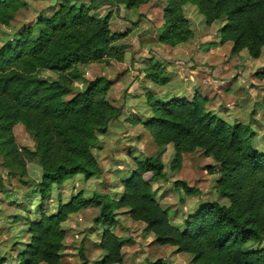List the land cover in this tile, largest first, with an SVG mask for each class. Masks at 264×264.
I'll return each mask as SVG.
<instances>
[{
    "label": "trees",
    "instance_id": "obj_1",
    "mask_svg": "<svg viewBox=\"0 0 264 264\" xmlns=\"http://www.w3.org/2000/svg\"><path fill=\"white\" fill-rule=\"evenodd\" d=\"M28 1L0 0V24L11 26L19 13L29 8ZM88 1L89 6L78 5L76 0H57L54 13L41 15L33 26L0 48V158L22 185L37 187L43 204L41 218L27 221L30 239L18 255L19 264H60L67 238L63 224L89 206L99 209L96 221L105 226L100 264L124 262L123 249L130 241L114 232L123 210L146 227L157 245L191 255V264H264V246L258 247L264 242V152L255 146L250 127L219 118L208 110L209 99L201 95L170 101L147 96L152 115L143 125L157 152L137 162L131 177L123 181L120 200L99 193L86 199L80 193L69 204L60 201L55 214H47L46 203L54 186L61 188L79 175L87 180L102 175L93 150L109 123L122 114L109 100L115 83L107 75L88 82L82 91L75 90L84 69L123 64L127 55L122 43L128 35L112 30L113 15L99 17L93 12L98 6L139 10L152 0ZM188 5L197 8L208 26L225 21L221 43H232L233 55L247 51L254 60L262 57L264 0H168L159 44L177 48L193 39L185 12ZM46 72L57 79L42 80ZM145 75L160 87L171 80L162 65L149 66ZM259 77L264 79V72ZM17 127L25 129L34 150L19 145ZM171 145L174 171L182 168L186 154L201 152L214 160L220 175L216 192L229 202L204 204L182 229L172 224L168 210L155 199L154 182L167 176L163 158ZM30 163L41 168V182L31 179ZM175 187L182 195L198 193L181 181ZM6 261L0 254V264ZM151 264L168 263L159 260Z\"/></svg>",
    "mask_w": 264,
    "mask_h": 264
},
{
    "label": "rangeland",
    "instance_id": "obj_2",
    "mask_svg": "<svg viewBox=\"0 0 264 264\" xmlns=\"http://www.w3.org/2000/svg\"><path fill=\"white\" fill-rule=\"evenodd\" d=\"M28 3L29 8L21 11L11 26L0 24V48L14 40L24 28L33 26L41 15L54 13L58 4L57 0H29ZM76 4L89 6L90 2L76 0ZM167 5L168 0H152L139 10L98 6L93 12L99 17L113 15L112 30L128 35L122 43L127 55L123 64L112 62L108 66L93 65L84 69L75 90L82 91L88 82L107 75L115 83L109 100L122 109V114L109 123L106 134L99 137L93 150L103 169L102 175L90 180L79 175L61 188L54 186L46 203L48 215L57 212L60 201L69 204L80 193L86 199H91L95 193L115 200L122 198L123 181L131 177L137 162L157 152L143 125L152 115L147 104L148 95L160 101L194 98L197 93L204 95L209 99L210 112L230 124L250 127L255 146L264 152V79L259 77L264 72V53L259 60L251 58L247 51L233 55V44L221 43L225 21L208 26L204 16L192 5H188L185 12L194 32L193 39L177 48L161 45L158 38ZM151 65L167 69L171 79L167 86H155L147 80L145 71ZM41 79L49 82L57 76L46 72ZM16 137L19 145L34 150V142L23 127H17ZM174 157L171 145L163 158L167 176L154 182V186L155 199L168 210L175 227L182 229L185 221L206 203L229 205L216 192L220 175L214 160L201 152L186 154L182 168L174 171L171 168ZM29 175L39 183L42 170L30 163ZM177 181L186 183L198 193L192 197L182 195L175 187ZM41 197L34 184L22 185L19 178L11 176L0 158V254L7 259L6 264H19L18 255L30 239L26 233L27 221H37L42 215ZM98 216L99 209L89 206L71 215L63 224L67 238L60 264L101 263L99 245L105 226L102 221H96ZM118 219L120 223L114 232L130 241L123 249V264H151L159 260L168 264H191V255L179 253L170 246L157 245L154 236L144 225L134 222L127 211H121ZM263 246L264 242L258 247Z\"/></svg>",
    "mask_w": 264,
    "mask_h": 264
},
{
    "label": "crops",
    "instance_id": "obj_3",
    "mask_svg": "<svg viewBox=\"0 0 264 264\" xmlns=\"http://www.w3.org/2000/svg\"><path fill=\"white\" fill-rule=\"evenodd\" d=\"M94 66H96V65H94ZM94 66H93V67H94ZM197 94H198V93H197ZM197 94H195V95H197ZM195 95H194L193 97H195ZM202 96H204V95H202ZM204 97H206V96H204ZM187 99H188V100H192L193 98H188V97H187Z\"/></svg>",
    "mask_w": 264,
    "mask_h": 264
}]
</instances>
